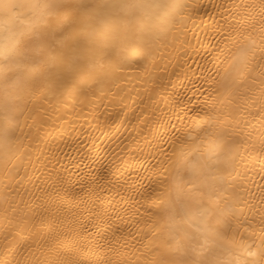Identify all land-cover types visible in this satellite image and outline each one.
Listing matches in <instances>:
<instances>
[{"label":"bare ground","instance_id":"obj_1","mask_svg":"<svg viewBox=\"0 0 264 264\" xmlns=\"http://www.w3.org/2000/svg\"><path fill=\"white\" fill-rule=\"evenodd\" d=\"M125 2L0 0V264H264V0Z\"/></svg>","mask_w":264,"mask_h":264},{"label":"snow or ice","instance_id":"obj_2","mask_svg":"<svg viewBox=\"0 0 264 264\" xmlns=\"http://www.w3.org/2000/svg\"><path fill=\"white\" fill-rule=\"evenodd\" d=\"M151 6L152 5H146L144 3H141L140 0H129V2L121 3L118 5L120 9L128 10V11H133L136 9H144ZM8 7H12V6H8ZM44 7H54V5H44ZM114 7H117V5H114ZM182 264H184V262H182ZM254 264H257V262H254Z\"/></svg>","mask_w":264,"mask_h":264}]
</instances>
